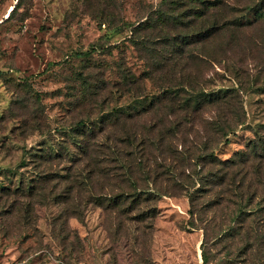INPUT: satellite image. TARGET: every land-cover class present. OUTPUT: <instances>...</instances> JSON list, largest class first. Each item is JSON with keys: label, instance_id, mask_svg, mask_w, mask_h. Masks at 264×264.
<instances>
[{"label": "rangeland", "instance_id": "obj_1", "mask_svg": "<svg viewBox=\"0 0 264 264\" xmlns=\"http://www.w3.org/2000/svg\"><path fill=\"white\" fill-rule=\"evenodd\" d=\"M262 136L264 0H0V264H264Z\"/></svg>", "mask_w": 264, "mask_h": 264}, {"label": "trees", "instance_id": "obj_2", "mask_svg": "<svg viewBox=\"0 0 264 264\" xmlns=\"http://www.w3.org/2000/svg\"><path fill=\"white\" fill-rule=\"evenodd\" d=\"M197 34H198V31H197ZM77 55L86 56V55H88V51L79 52V53H77ZM130 80L131 79H129L127 81L130 82ZM134 81H135V79H134ZM178 85L179 84H174V83L172 84L173 87H176ZM180 86H182V85H180ZM194 93H198L197 97L204 95V96H207V98L209 100L210 99L214 100L213 99V94H210V93L206 94V93H204L202 91L201 92L200 91L199 92H194ZM224 135H226V134H224ZM250 147H251V149L243 154L245 160H248V159L249 160L259 159V157L261 155H264V137L262 136L261 138L252 140ZM209 155L212 156V154H209ZM240 161L243 162V160H241V159H240ZM229 162H230L229 164L232 163L231 160ZM251 165H252V170L255 173V176H258L259 175L258 173L260 171V166H257L256 164H251ZM227 166H229V165H227ZM236 175L238 177H240V178L238 179V184H237V186L235 188L236 189L235 193L237 194L238 191L240 193L241 192L243 193L244 191H242V184L245 182L244 178L247 177V174H246V172L245 173L237 172ZM215 176L218 177L216 174H215ZM233 177L234 176L232 175L231 179H233ZM233 181H235V179H233ZM195 191L197 192L198 190H195ZM118 196H120V195H118ZM236 197H237L238 205L234 209V214L233 215H235V217H237V218H244V217L247 218V217H250V216L253 217V216L256 215V212L264 211V206H262L260 208H256L258 204L256 206L254 205L253 208L252 207L251 208L248 207V206H250V204L252 203V200L254 198V195L252 193L245 192V194L242 197H241V194L236 195ZM193 198H194V194H191L190 195V200H189L190 204L192 203ZM248 232L253 234L254 236L261 234L260 228H258V227L257 228H253V229L249 230ZM262 236H264V235H262Z\"/></svg>", "mask_w": 264, "mask_h": 264}]
</instances>
